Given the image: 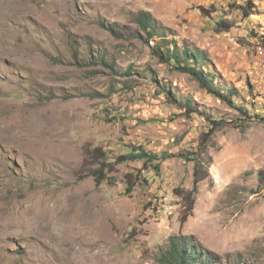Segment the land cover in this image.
Masks as SVG:
<instances>
[{"label": "rangeland", "instance_id": "rangeland-1", "mask_svg": "<svg viewBox=\"0 0 264 264\" xmlns=\"http://www.w3.org/2000/svg\"><path fill=\"white\" fill-rule=\"evenodd\" d=\"M246 1L0 0V264H160L181 235L211 264H264V0L249 17ZM141 10L165 37L142 31ZM167 41L202 52L234 104L159 59ZM211 120L223 125L184 219ZM134 146L155 157L97 185L100 157Z\"/></svg>", "mask_w": 264, "mask_h": 264}, {"label": "trees", "instance_id": "trees-1", "mask_svg": "<svg viewBox=\"0 0 264 264\" xmlns=\"http://www.w3.org/2000/svg\"><path fill=\"white\" fill-rule=\"evenodd\" d=\"M239 10L241 11L244 17H249L253 13V4L251 0H247L243 5H239ZM202 14L209 16L212 13V10L200 7ZM135 21L142 29V31L150 38L155 37L156 35L162 36L164 31L158 32L155 26V19L149 13V11L141 10L135 15ZM217 26L221 27V30H228L231 28V24L226 22L224 19L220 18L217 21ZM219 29V28H217ZM162 37H165L164 35ZM167 43H171L172 46L166 45L163 47L160 44H157L153 49V53L162 60L173 62L174 67L183 73H187L191 75L195 80H197L200 87L205 89L207 92L214 94L217 98L225 101L229 104H234L232 100V96L234 94V90H224L222 88H217L215 86L214 76L211 74L210 70L205 68L204 64V54L199 52L198 50L190 49L185 46L183 48H179L175 41H167ZM200 60H202V66H198ZM249 85L252 87V84L249 82ZM239 109L243 110L240 106ZM186 109L190 112H195L191 106V102L187 101ZM222 123L220 120H211L210 127L203 133L200 138L199 148L196 152H191L188 157L189 161L194 162L193 166V188L190 191L179 192L184 200L185 214L184 219L187 218L190 211H192L195 204V196L198 194V184L205 180L209 176L208 166L206 167L202 160L205 157V146L210 142L213 138L214 133L222 127ZM151 155V156H150ZM202 156V157H201ZM155 156L153 154H149L147 150H145L141 146L131 147L126 154L119 155L112 162L108 163L106 161V155L101 156L100 167L94 171V176L96 179L97 185H100L105 179V173L113 171L115 165L122 163L128 160H143V163L150 161ZM151 158V159H150ZM202 158V159H201ZM208 161L212 162V157H208ZM209 163V164H210ZM158 168V165H156ZM259 178V188H264V169L259 170L258 172ZM135 184L129 183V192L134 189ZM175 191H178L175 188ZM201 252L197 247H195L188 236H173L170 239L169 248L162 253L159 258L160 264H211L212 261L207 254L200 255Z\"/></svg>", "mask_w": 264, "mask_h": 264}, {"label": "bare ground", "instance_id": "bare-ground-1", "mask_svg": "<svg viewBox=\"0 0 264 264\" xmlns=\"http://www.w3.org/2000/svg\"><path fill=\"white\" fill-rule=\"evenodd\" d=\"M260 67L261 70L257 75L258 80H262L264 82V50H263V54L261 55V60H260ZM252 83L254 84L256 90L258 89V87L260 86V82L258 81H252ZM262 86H260L261 88ZM173 206V205H170Z\"/></svg>", "mask_w": 264, "mask_h": 264}]
</instances>
